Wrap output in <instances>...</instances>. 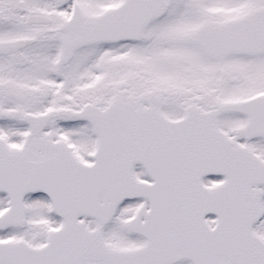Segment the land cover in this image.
<instances>
[{
    "label": "snow or ice",
    "instance_id": "6c2138e0",
    "mask_svg": "<svg viewBox=\"0 0 264 264\" xmlns=\"http://www.w3.org/2000/svg\"><path fill=\"white\" fill-rule=\"evenodd\" d=\"M0 264H264V0H0Z\"/></svg>",
    "mask_w": 264,
    "mask_h": 264
}]
</instances>
